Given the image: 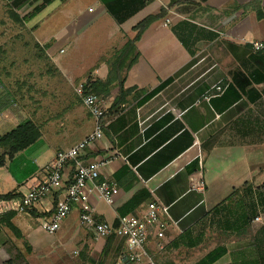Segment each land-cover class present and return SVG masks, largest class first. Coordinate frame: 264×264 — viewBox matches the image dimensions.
Instances as JSON below:
<instances>
[{
	"label": "crops",
	"instance_id": "obj_1",
	"mask_svg": "<svg viewBox=\"0 0 264 264\" xmlns=\"http://www.w3.org/2000/svg\"><path fill=\"white\" fill-rule=\"evenodd\" d=\"M14 1L42 4L29 21L50 6L64 18L48 35V52L68 87L85 78L105 82L110 57L136 36L141 22L155 17L136 42L140 55L126 74L124 87L132 91L125 101L112 107L117 88L97 93L107 108L104 136L84 158L110 160L104 176L116 182L119 194L114 205L93 195L96 215L116 225L120 217L141 215L157 201L170 207L177 225L168 228L164 251L151 238L156 264H195L204 258L208 252L192 262L168 255L202 243L207 220L212 234L228 239L222 246L226 254L213 264H264V222H255L262 213L264 219V208L248 203L264 192V54L251 50L252 41H264V14L258 18L254 0ZM260 6L264 11V0ZM100 35L102 48L92 50ZM82 44L97 57L67 65L65 53H77ZM75 102L33 120L41 138L0 167V194L20 195L12 205L42 181L43 167L58 151L93 131L94 119ZM12 120L0 125V136L17 126ZM72 174L67 169L68 183ZM53 198L39 203L37 213L53 210ZM12 211L0 208V264H123V241L93 238L80 226L78 206L53 235L41 227L44 217L14 211L18 237L7 226ZM248 213L253 221L243 228L239 218ZM248 232L250 240L244 239ZM254 236L261 243L257 250Z\"/></svg>",
	"mask_w": 264,
	"mask_h": 264
},
{
	"label": "built area",
	"instance_id": "obj_2",
	"mask_svg": "<svg viewBox=\"0 0 264 264\" xmlns=\"http://www.w3.org/2000/svg\"><path fill=\"white\" fill-rule=\"evenodd\" d=\"M251 50L264 54V41H252ZM76 96L81 100L95 122L94 129L73 147L58 151L54 158L43 167L44 177L38 184L29 188L17 203L0 200V208L6 211L29 214V211L45 198L53 196L54 209L48 218H43L41 227L48 234H55L63 221L78 206L79 223L93 238H119L123 241V264H156L155 256L149 250L152 237L156 238L157 250L164 251L166 232L175 224L170 207L154 201L147 205L141 215L120 217L118 224H112L97 217L92 201L97 195L109 205L115 204L119 188L115 181L104 176L110 160L107 158H84L87 149L104 136V119L107 113L102 98L94 91L93 80L85 78L74 86ZM67 169L72 171L68 183ZM263 216L255 218L262 222ZM184 231L180 230V234Z\"/></svg>",
	"mask_w": 264,
	"mask_h": 264
},
{
	"label": "rangeland",
	"instance_id": "obj_3",
	"mask_svg": "<svg viewBox=\"0 0 264 264\" xmlns=\"http://www.w3.org/2000/svg\"><path fill=\"white\" fill-rule=\"evenodd\" d=\"M41 6L40 3L35 7L18 6L15 1L0 0V125L7 118L13 119L12 122L18 121L17 124L27 120L46 119L49 111L62 109L72 99H76L75 103L83 107L74 91L76 84L69 87L64 84L48 52L51 44L48 35L62 26L64 18L58 12L51 13L54 6H50L41 11L33 21H29V15ZM52 15L54 17L50 18ZM103 36H97L93 40L92 50L102 48ZM83 40L85 39L82 38L79 42ZM81 47L77 53L67 51L63 61L67 65L79 64L81 60L87 62L88 58L94 61L98 52L88 53L89 47H84L83 44ZM81 107H78L79 112L83 111L87 116L86 110ZM253 199L254 201H248L250 205L257 203L264 208V192H258ZM263 222L264 219L261 223ZM209 223L207 220L204 224L206 237L199 243L201 245L198 244L193 249V246H188V250L181 249L178 253L173 251L168 256L177 255L182 261L192 262L214 250L215 246H224L228 239L223 235L212 234L208 228ZM252 235V232H248L244 239L250 240ZM254 239V244L261 247L259 237L254 236ZM247 240H242V244L250 245L251 241ZM257 248L258 246L255 247L256 250ZM120 257H123V252Z\"/></svg>",
	"mask_w": 264,
	"mask_h": 264
},
{
	"label": "trees",
	"instance_id": "obj_4",
	"mask_svg": "<svg viewBox=\"0 0 264 264\" xmlns=\"http://www.w3.org/2000/svg\"><path fill=\"white\" fill-rule=\"evenodd\" d=\"M49 0H46L48 3ZM261 0H254L252 4L256 7L258 18L262 19L264 11L260 6ZM155 17H149L143 22H141L137 27V34L133 39H129L124 47L119 50H116L110 59V69L108 79L105 82L95 81L93 83L94 91L98 94H108L112 88L118 89V94L113 103V108L118 107L122 102L125 101L126 97L131 93V89H125V78L127 72L131 67L137 62L139 58V51L137 49L136 42L139 40L142 32L147 28L150 22ZM42 134L40 127L34 123L32 120H27L25 122L17 124V126L10 132L5 133L0 136V167L4 166L8 160H12L16 154L22 152L35 144ZM234 194H232L235 196ZM20 197L17 193H7L0 194V200L10 201L18 199ZM231 197V199H232ZM250 206V204H249ZM246 207H248L246 205ZM15 212H9L7 216V226L14 232L18 237H21L20 231L13 225L11 219L15 216ZM29 214L34 217H44L46 218L48 214L41 215L37 213L35 209L29 211ZM4 216H0V223L3 222ZM253 221V217L248 213L247 216L239 218V223L245 228L249 226ZM118 224V223H117ZM116 224V225H117ZM114 238H110L112 240ZM227 250L223 247H217L208 253L204 258L198 261L195 264H213L218 261L222 256L226 254ZM6 264H12L11 261H8Z\"/></svg>",
	"mask_w": 264,
	"mask_h": 264
}]
</instances>
